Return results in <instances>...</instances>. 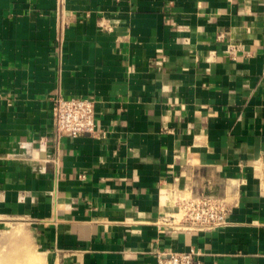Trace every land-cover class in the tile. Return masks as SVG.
Segmentation results:
<instances>
[{"label": "crops", "instance_id": "0c3cea01", "mask_svg": "<svg viewBox=\"0 0 264 264\" xmlns=\"http://www.w3.org/2000/svg\"><path fill=\"white\" fill-rule=\"evenodd\" d=\"M58 95L96 101V135L56 136ZM192 194L230 224L180 229ZM12 220L47 264H264V0H0V234Z\"/></svg>", "mask_w": 264, "mask_h": 264}, {"label": "built area", "instance_id": "2783aa9c", "mask_svg": "<svg viewBox=\"0 0 264 264\" xmlns=\"http://www.w3.org/2000/svg\"><path fill=\"white\" fill-rule=\"evenodd\" d=\"M53 123L58 138H78L83 135H96V101L90 98L58 95L53 103ZM174 194L173 192H169ZM181 216L177 226L188 232L200 233L213 231L230 224L232 208L225 199L200 196H182L175 199ZM173 216L174 220L178 216ZM200 252L195 249L179 252L161 251L157 255V264H200Z\"/></svg>", "mask_w": 264, "mask_h": 264}, {"label": "rangeland", "instance_id": "374dc122", "mask_svg": "<svg viewBox=\"0 0 264 264\" xmlns=\"http://www.w3.org/2000/svg\"><path fill=\"white\" fill-rule=\"evenodd\" d=\"M0 234V264H47L44 249L35 234L23 220L8 221ZM21 234H11V232Z\"/></svg>", "mask_w": 264, "mask_h": 264}]
</instances>
